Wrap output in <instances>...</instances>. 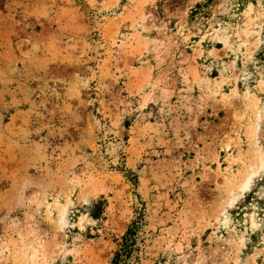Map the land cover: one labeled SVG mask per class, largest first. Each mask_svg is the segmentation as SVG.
<instances>
[{"label":"rangeland","instance_id":"obj_1","mask_svg":"<svg viewBox=\"0 0 264 264\" xmlns=\"http://www.w3.org/2000/svg\"><path fill=\"white\" fill-rule=\"evenodd\" d=\"M264 264V0H0V264Z\"/></svg>","mask_w":264,"mask_h":264},{"label":"trees","instance_id":"obj_2","mask_svg":"<svg viewBox=\"0 0 264 264\" xmlns=\"http://www.w3.org/2000/svg\"><path fill=\"white\" fill-rule=\"evenodd\" d=\"M132 224L127 229L123 236V241L120 244V248L116 251L111 264H129L131 261L135 245L137 243V237L139 233L140 220L138 218L131 222Z\"/></svg>","mask_w":264,"mask_h":264}]
</instances>
